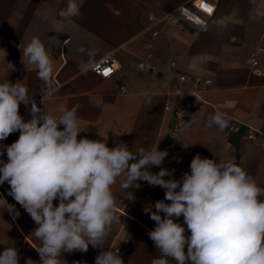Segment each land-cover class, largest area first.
I'll return each mask as SVG.
<instances>
[{
  "label": "crops",
  "instance_id": "1",
  "mask_svg": "<svg viewBox=\"0 0 264 264\" xmlns=\"http://www.w3.org/2000/svg\"><path fill=\"white\" fill-rule=\"evenodd\" d=\"M183 1L76 0L80 15L69 18L59 15L68 0H0V83L19 80L27 87L29 98L43 107L41 94L48 85L38 78L36 65L21 62L19 49L20 44L39 37L52 60L54 91L45 101L46 110L58 117L78 105L80 137L105 140L110 148L123 141L133 152L158 145L168 152L161 167L174 169L171 178L177 180L190 172L196 154L231 160L264 187L261 139L244 136L248 127L264 132V74L253 75L247 61L250 50L264 36V0H216L214 15L203 28L186 22L179 27L164 18L156 23L149 20V15L159 19ZM154 29L157 36L151 34ZM109 55L115 57L117 69L104 78L91 65ZM172 60L175 69L170 66ZM141 61L151 68L140 69ZM261 64L264 67V54ZM180 73L211 78L212 84L203 93L207 102L197 101L185 112L184 124L173 138V107L190 98L172 93ZM184 88L188 90L190 83ZM30 107L19 106L25 121L31 118ZM217 111L229 120L223 131L208 126ZM18 137L19 132H14L6 139ZM0 159L6 162L7 156ZM159 170L149 169L153 173ZM120 179L112 191L117 195L121 223L113 224L104 248L113 250L128 239L119 250L124 264H151L158 255L148 236L155 222L144 208L164 199L165 190L137 181L136 187L125 190L132 193L133 198L128 199ZM9 190L7 182L0 185V196L15 205L19 216L13 219L0 210V253L13 241L19 264L27 258L39 264L35 250L39 241L30 235L36 225ZM177 222L183 224V217ZM189 234L186 230L185 235ZM99 252L89 246L85 253H63L66 262L62 264H95ZM172 264L176 262L172 260Z\"/></svg>",
  "mask_w": 264,
  "mask_h": 264
},
{
  "label": "clouds",
  "instance_id": "2",
  "mask_svg": "<svg viewBox=\"0 0 264 264\" xmlns=\"http://www.w3.org/2000/svg\"><path fill=\"white\" fill-rule=\"evenodd\" d=\"M59 15L79 16L80 5L68 0ZM19 49L21 62L36 65L38 78L48 87L40 107L19 80L0 83V141L19 132L15 142L0 145V157L7 156L6 162L0 159V185L8 183V194L36 225L30 235L39 241V264H62L63 253H85L89 246L100 249L95 264H124L118 249L104 248L113 224L121 223L112 191L118 178L128 199L132 193L125 190L137 181L165 190L164 199L144 208L155 222L148 236L158 255L151 264H264V187L245 169L231 160L196 154L190 172L177 180L171 178L174 169L161 167L168 152L158 145L133 152L123 141L110 148L105 140L80 137L78 105L58 117L46 110L54 90L52 60L43 42L33 37ZM21 103L31 105L27 121L19 114ZM212 125L225 130L226 114L211 115ZM152 167L160 170L150 172ZM0 210L13 219L19 216L3 196ZM181 216L183 224L177 222ZM19 259L13 241L0 253V264H19ZM24 264L37 262L27 258Z\"/></svg>",
  "mask_w": 264,
  "mask_h": 264
},
{
  "label": "built area",
  "instance_id": "3",
  "mask_svg": "<svg viewBox=\"0 0 264 264\" xmlns=\"http://www.w3.org/2000/svg\"><path fill=\"white\" fill-rule=\"evenodd\" d=\"M216 0H185L180 3L175 9L168 12L163 17L156 19L153 15H149V20L152 22H160L166 19L171 23L181 27L183 22L190 23L193 26L203 28L207 26L210 18L215 12ZM152 36L158 35V30H152ZM264 54V36L256 43V45L250 50L247 61L249 64L250 71L255 76H261L264 74V67L261 64V55ZM172 69L176 68V62L172 60L170 62ZM140 69L151 68L145 62L141 61L138 63ZM91 69L94 73L101 77H110L114 74L117 69V61L113 55H109L103 59L95 61L91 65ZM189 82L190 88L186 90L184 85ZM212 84L211 78H205L200 76H194L189 78L186 74L180 73L176 76L173 81V94H187L190 98L185 97L184 100L173 107L174 123L173 128L170 132L173 138H177L179 129L183 126L185 121V112L191 109L195 102H207L203 93L207 86ZM31 119V118H30ZM245 138L250 140L261 139V147L264 149V132L248 127ZM17 138L5 139L0 141V145H10L15 142ZM6 155V153H5ZM129 243L128 239H123V242L115 247L113 250H120L122 246Z\"/></svg>",
  "mask_w": 264,
  "mask_h": 264
}]
</instances>
